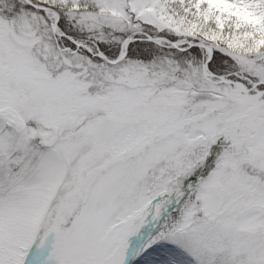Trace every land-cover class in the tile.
Instances as JSON below:
<instances>
[{
    "label": "snow or ice",
    "instance_id": "6c2138e0",
    "mask_svg": "<svg viewBox=\"0 0 264 264\" xmlns=\"http://www.w3.org/2000/svg\"><path fill=\"white\" fill-rule=\"evenodd\" d=\"M0 264H264V0H0Z\"/></svg>",
    "mask_w": 264,
    "mask_h": 264
}]
</instances>
